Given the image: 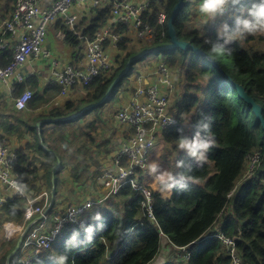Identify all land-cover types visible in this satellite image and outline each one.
I'll use <instances>...</instances> for the list:
<instances>
[{"label": "trees", "instance_id": "trees-1", "mask_svg": "<svg viewBox=\"0 0 264 264\" xmlns=\"http://www.w3.org/2000/svg\"><path fill=\"white\" fill-rule=\"evenodd\" d=\"M14 1L6 0L10 9ZM177 1H162L167 13L164 38L157 39L151 46H140L138 49H129L130 40L124 38L120 42V48L126 52L117 56L116 63L109 73L99 75L87 86L85 99L79 102L68 100L65 106L53 107L49 114L40 115L38 120L70 116L88 104L100 101L132 56L144 48L169 43L171 39L168 22ZM254 2L258 0L231 3L227 13L210 19L202 28L190 25V1H187L178 14L175 26L179 38L192 42L212 55L219 67L213 66L211 61L192 49L174 48L160 52L171 68L183 71L184 77L183 83L179 85L183 92L182 97L173 105L177 121L163 132L164 141L179 150L177 154L172 155V160H165L159 170L160 177L167 178L162 182V187L171 185L173 193L170 197H164L160 191L152 190L154 218L147 213L144 206L147 200L145 194L128 184L108 200L100 217L93 210L87 212L78 223H67L53 247L30 264H60L59 259L50 257L61 256L66 257L64 264H152L163 251L164 241L173 246V249H177L176 259L166 264H233L221 240L211 236L216 229L236 237L237 249L244 264H264V159L255 172L246 177L248 156L259 149L264 152V129L244 100L241 99L245 105L244 110L236 115L229 100L232 91L237 93L231 84L232 78L242 83L256 101L263 105L264 114V31L236 34L237 17L252 19L247 9ZM151 6L152 11L146 13L145 17L156 25L161 6L155 1ZM91 12V17L84 18L78 25V30L84 38H80L73 30L59 22L66 32L67 43L75 48L73 63L80 58L76 50L84 46L87 38H93L112 17L110 5L92 9ZM7 13L5 12L4 16ZM240 27L242 28V25ZM117 31L122 33L125 27L118 26ZM230 37L233 38L229 39ZM215 44H223L228 50L224 56L234 61L238 74L224 62L222 55L211 52ZM4 54L2 64L8 63L9 60L5 57L12 55L10 51ZM147 57L149 58L144 56L140 61ZM136 64H133L128 75L117 83L114 92L124 87L129 78L137 72ZM28 81L35 91L29 104L33 109L44 106L61 93V86L55 82H50L42 88L38 77H31ZM25 86L21 84L15 94L21 93ZM110 101L108 98L101 105L68 120H48L42 123L40 129L37 127V121L31 122L26 117L18 116L20 123L25 124L26 131L34 132L38 141L36 145L28 142L20 149L16 169L25 186L37 192L41 190L37 184L41 179L37 178L38 173L45 171L50 197L39 198L42 205L51 201V191L55 183L56 197L49 212L56 211L59 174L65 166V160L60 152L55 154L43 147L39 130L45 143L48 132L45 126L49 124L61 129L68 128L66 130L72 137L71 128L75 122L87 120L91 113L101 110ZM100 119L102 120L98 115L97 119L89 121L87 127H82L87 129L85 138L88 142L97 141L95 135L98 134ZM205 124L209 126L208 129L203 127ZM48 134H52V131ZM69 136L61 133L63 139ZM182 137L189 141L199 137L204 140L213 138L203 163H198L196 156L189 153L187 148L179 147ZM34 146L46 159L42 166L36 164L40 160L39 157L31 156ZM57 156H61L62 164L53 180L52 173L58 163ZM172 167L176 169L175 176L167 173ZM139 173V181L143 182L145 178L142 170ZM232 191L233 195L229 196ZM25 203L26 199L23 197H10L3 206L4 215L9 219H22ZM89 227L92 228L91 233L87 231ZM14 247L3 251L4 246H0V264H6L7 257ZM182 247H187L191 252L189 260L182 258ZM17 257L18 254L12 257L11 264H15Z\"/></svg>", "mask_w": 264, "mask_h": 264}, {"label": "built area", "instance_id": "built-area-1", "mask_svg": "<svg viewBox=\"0 0 264 264\" xmlns=\"http://www.w3.org/2000/svg\"><path fill=\"white\" fill-rule=\"evenodd\" d=\"M153 1L161 6L156 25L145 17L146 13L152 11ZM162 1L52 0L50 4H44L43 0H15L10 13L4 16L0 12V91L5 94L2 100L10 102L17 110L29 109L35 91L28 80L32 76H39V63L48 66L51 81L61 86V95H67L78 87L87 88L99 75L112 70L117 59L114 54L121 52L120 42L124 38L130 40L128 45L140 47L151 46L157 39L166 36L167 13ZM187 1L191 2L192 18L197 10L192 5L200 4L201 0ZM230 4L231 2L223 14L229 11ZM77 5L89 6L91 10L110 5L112 17L93 38H87L83 59L75 64L64 61L61 54L46 45V40L49 26L58 21L80 38H84L78 30L82 15L75 11ZM118 26H124L125 31L119 33ZM61 33L66 36L64 30ZM6 51H11L12 55L6 56L9 61L2 64ZM176 71L181 75L179 68H171L162 58L152 71H137L119 89L121 92H129L116 112L118 121L130 128L129 135L113 157L112 165L102 167L95 177L101 186V192L62 212L51 215L48 211L51 202L46 205L38 203L45 193L36 197L30 194L16 169L19 161L18 150L12 148L6 138L0 137V184L5 190L4 193L0 192V216L10 196L26 199L24 225L19 227L12 222L3 223L8 240L24 235L15 264H30L53 247L67 223H78L89 210L103 205L128 184L145 194L147 200L144 206L147 213L154 218L152 189L146 181L147 171L156 143L163 138L164 130L177 121L173 108L175 102H171L172 92L176 87ZM21 84L26 86L16 95ZM263 159L264 152L261 149L248 156L246 177L255 172ZM140 170L145 178L143 182L139 181ZM233 193L234 191L229 196ZM211 236L221 240L233 264H244L237 249L236 237L228 236L220 229L213 231ZM181 251L182 258L189 260L191 252L188 248L182 247Z\"/></svg>", "mask_w": 264, "mask_h": 264}, {"label": "crops", "instance_id": "crops-1", "mask_svg": "<svg viewBox=\"0 0 264 264\" xmlns=\"http://www.w3.org/2000/svg\"><path fill=\"white\" fill-rule=\"evenodd\" d=\"M51 2H52V0H43L44 4H50ZM198 6H199V4H195V3H194V6L192 5L193 9L198 7ZM12 7H13V2L11 3V9H10V7H8V5H7L6 0H0V12L3 15L5 14V12L10 13L12 11ZM75 11L77 13H79L80 15H82L80 23H82L84 18L89 17V16L91 17V13H92L91 12L92 10L90 9V7L89 6H85V5H83L81 7L79 5H77L75 7ZM194 14H196V16L198 15V9L194 11L193 15ZM192 19H193V17H192ZM59 22H61V21L55 22V23H53V24H51L49 26L48 35H50V34L53 35L52 33H54L55 39L52 38L54 40H50L48 43H47V40H46V45L48 47H50L53 51L58 52L59 54H61L62 57L64 58L63 59L64 61L67 60L69 62H73V59H74L73 58L74 57L73 51L75 50V48L73 46H71L69 43H67L66 37L61 33V31L63 29H62L61 24ZM128 46L130 47L129 49H131V48L138 49L139 48V46H137V45H132V46L128 45ZM60 48H65V51L64 50L61 51ZM76 51H77V54L80 56V58H79L78 61L75 62V64L80 63V61L83 59L84 46L79 48V49H77ZM124 52H126V50H124V51L121 50V52H119V53L115 52L114 55L116 57V56H119L121 53L124 54ZM160 59H162V56L156 57V58H154L152 60L146 59V60L140 61V62H138L136 64L135 70L138 71L139 73H142V72H145V71L150 72V71H152V69L154 67H156L157 62ZM182 73H183V71H182ZM182 73H181V76H182ZM175 76L180 80V82H182V78L180 79V74H179L178 71H176ZM32 77H35V76H32ZM36 77H38L39 83H40L42 88L47 86L50 82H52L51 78H50V75H49L48 66L45 65L44 63H39V76H36ZM148 79H150V77ZM179 80H178L177 84H180ZM118 90L114 94V100L110 101V102L113 101V103H111V104L115 105L116 112H117V109L119 108V106L122 104L123 101L126 100L128 94H129V92L126 91V90L124 92H121L120 90L119 91ZM87 92H88L87 88L78 87V88L72 90L67 95L59 94L51 102L45 104L44 106H42L40 108L33 109L32 107L29 106V109H27V110H17L11 104V109H13L15 111H18V112H23V113H25V112H35L38 116H40L42 114L43 115H47V114H49V111L53 107H55V106L63 107V106H65V103L68 100L75 101L73 98L77 94L85 93L86 96H87ZM4 96H5L4 91H0V104L6 102V101L2 100V97H4ZM75 102H79V101H75ZM110 102H108V103H110ZM103 108L101 110H99V114H100L101 118L103 116V114H101ZM20 116L24 117V118L26 117V116H22V115H20ZM97 117L95 119H97ZM38 118H36L37 124H38V122L40 120H44L43 122H46V121L52 119V118H40L38 120ZM113 119H114L113 132L115 131L116 141H114L113 139H111L109 137L107 138V142L108 143L113 140V145L112 146H108L106 151L104 153H101L100 156L98 157V159H96V157L93 156V159L95 161L94 164L90 163L87 160V158L85 160L84 157L78 156L76 152L74 153V152H71V151H67V152L71 153L70 158H71V160H73L75 162L74 163L67 162L68 161L67 160L64 163L65 166L63 167V170L59 174L60 185H59V193L57 195V204H56V208H55L56 211L52 215H54L56 213H59V212H62L63 210L67 209L68 207H70L72 205H77V204L85 201L88 198L94 197L97 193L101 192V186L97 183L95 177L100 172L102 167H104L106 165H112L113 157L116 155L117 151L120 149V147L122 146V144L124 143L125 139L127 138V136L129 135V132H130V128L124 126L123 124H121L118 121V119L116 118V113H115ZM83 120H81V121H83ZM86 121H88V120H86ZM102 122L103 123L104 122L107 123L104 117L102 118ZM75 124H77V123H75ZM49 125L50 126H49V129H48V132L52 131V134H48V132L46 133V142L47 143L44 142V144H42V145H43L44 148H47V149L51 148L54 151L53 153L56 154L57 152H60V150H61L52 141V139L54 137V133L57 130V126L51 125V124H49ZM100 125H101V123H100ZM21 126L24 127V128H20ZM37 127H38V125H37ZM13 128H11L12 130H10V131H5L0 126V137L6 138V140L11 145L12 148L18 150V152H19L20 149L24 148L28 142H32L34 145H36V142H37L36 139H35L36 142L33 141L34 137L36 138L35 133L34 132H27L26 129H25V124L24 123H20V121H19V122H17V126H15ZM40 128H41V126L38 127V129H40ZM78 128H80V126ZM59 129H61V128H59ZM62 129H65V128H62ZM66 129H68V128H66ZM71 130H72V128H71ZM18 131H20V134L22 136L19 135ZM61 133L63 134V132H61ZM66 136H69V134H67ZM39 138H40V141L42 143L40 130H39ZM64 138L66 139V137H64ZM67 138H71V136H69ZM161 139L164 140L163 138H161ZM198 140L202 141L204 139L202 137H199ZM207 140L210 141L209 144H211L213 142V138L212 137L207 139ZM90 143L94 144V145H99V144L101 145L102 140L99 139L95 143H92L90 141ZM166 145H168V144L166 143ZM87 148L88 149L86 150V154L89 153L90 155H92L91 152H89V151L92 150V147L89 146ZM61 155L64 158H66L63 154H61ZM154 155L155 154H153V156ZM31 156H33V157L37 156V157L40 158V160L38 162H36V164L38 166H42V163H44L46 161V159L42 156V154L39 153V150H37L36 146H34V148L32 149ZM153 156H152V164L155 161V158L153 159ZM80 157L83 158V159H81ZM58 158L61 159V164H62L61 156L60 157L57 156V160H58ZM88 159H90V158L88 157ZM205 160L206 159H204L200 163H203ZM164 162H165V160H164ZM197 162H198V160H197ZM61 164H60V166H61ZM57 165H58V163H57ZM74 166L76 168H74ZM64 169H66V171H64ZM72 169H76V170L72 171ZM62 173L64 175H66L65 178H68L67 180H63L62 179V177H63ZM73 174L74 175H76V174L82 175V178H84V179L82 181L75 180L76 177ZM149 174L151 175V165L150 164H149L148 171H147V177H148V178H146L147 184L150 186V188L152 190L160 191L164 197H170L172 195V193H173V189H172L171 185H168L167 187H162L163 186L162 182L165 179H167V178H161L160 175H159V171H158L159 178H155V179L149 178L150 177ZM174 175L175 174H172V176H174ZM79 177H81V176H79ZM37 178H41L40 180L37 181V184H38V186L41 187V190L38 191V192L34 191V190H29L30 194L32 196L36 197L38 195L40 196L41 194L45 193L46 195L44 197L49 198L50 197L49 196V189H48L47 180L45 179V178H47V177H45V171L44 170L39 171ZM52 179H53V173H52ZM174 179L178 180V178H174ZM0 192L1 193L5 192L4 187L1 184H0ZM51 193H52V191H51ZM7 195L10 196V194H7ZM70 197L72 199L71 201L69 199ZM51 198H52V196H51ZM109 199H107L104 202L103 205L98 206L96 208H93V209L89 210L88 212L95 210L97 212V213L95 212L97 214V216L100 217L103 214V211L106 208L105 205H106V203L108 202ZM50 214H51V212H50ZM5 222H12L15 226L22 227L24 225V219L23 218L22 219H18V220L9 219L8 217H6V215H4V213L2 214V216H0V246H4V250L3 251L7 250L8 248H10L12 246H16V243H17V241H18V239L20 237V236L16 237L15 240H8L7 237L5 236V230L3 228V223H5ZM163 244H164L163 245L164 249L168 248L167 251H171L172 252L173 246H170V244L167 241H164Z\"/></svg>", "mask_w": 264, "mask_h": 264}, {"label": "rangeland", "instance_id": "rangeland-1", "mask_svg": "<svg viewBox=\"0 0 264 264\" xmlns=\"http://www.w3.org/2000/svg\"><path fill=\"white\" fill-rule=\"evenodd\" d=\"M196 8L198 9V7H196ZM210 19H212V18H208V17H206L204 15H201L199 13V11H198V15L197 16H196V14L193 15V19H191L190 25H192V26L195 25V26H198L199 28H202V26H204V24L206 22H208ZM52 34L53 35H51V34L48 35L47 43L50 40H54L55 39L54 33H52ZM52 38H54V39H52ZM60 50L61 51H63V50L65 51V48H60ZM159 56H162V53H159V52L158 53H153L151 56H149V58L148 57L147 58H148V60H152V59H154L156 57H159ZM222 59L224 60V62L227 63V65L230 68H232L238 74V70H237V68H236V66L234 64V61L231 58H228L227 56L222 55ZM183 77H184L183 74H182V76L180 75V79L181 78L183 79ZM178 80L179 79L176 77V81H175L176 87H174L173 92H172V97H171V102L173 101L175 103L178 100L181 99L182 94H183L181 88L179 87V85H181V83H183V80H182V82L179 81L180 84H177ZM225 83L227 84L226 81H225ZM227 85L230 87L229 84H227ZM115 92L112 93V95L109 97L111 100H114ZM86 97L87 96H86L85 93H83V94L79 93L73 99L75 101H81L82 99H84ZM229 100L231 102V106H232V109H233V112L235 113V115L239 111L244 110V108H245L244 103L242 102V100L238 96V94L235 93L234 91L231 92V94L229 96ZM111 103H113V101L108 103L107 105H105L103 110H102V112H101V114H103L102 118L104 117L107 123H105V122L103 123L102 120H101L100 121L101 125L98 128V134L95 135L98 138L97 140H99V139L102 140L101 145L100 144L99 145H94V144H91L90 142H88L86 140V138H85V134H86L87 129H82V127H84V128H85V126L87 127V124L89 123L90 120H94L98 115L100 116V114H98L99 111H95V112L91 113L87 117L88 121H86L84 119L83 121L75 122L77 124H75L72 127L73 134H72L71 138L63 139L61 137V132H63L64 135H67L68 134L67 130L66 129L57 128V130L54 133V137H53L52 141L56 144L57 147H59L61 149L60 153L63 154L67 158V159L64 158L65 162L67 160H68L67 162H72V163L75 162V161L71 160V158H70L71 153L67 152V151H71V152H74V153L76 152L78 156L84 157L85 160L87 158V160L90 163L94 164L95 161L93 159V156H95L96 159H98L100 154L104 153L108 146H112L113 145V140L116 141L115 131L113 132V129H114V119H113V117H114V115L116 113V107H115V105H113ZM20 115L26 116V118H28L31 122L36 121V118L39 117L35 112H25V113H23V112H18V111H15V110L11 109V103L10 102H5V103H1L0 104V126L5 131H10V130H12L11 128L17 126V122H19L18 116H20ZM49 126L50 125H46L45 126L46 131H48ZM79 126H80V128H78ZM20 128H24V127L21 126ZM18 133H19V135H21L20 131H18ZM108 137L113 139L109 143L107 142V138ZM35 139H36V141H38L37 137L36 138L34 137L33 141H35ZM209 142H210L209 140H202V141L199 140V144L200 145H203V144L210 145ZM89 146L92 147V150L89 151V152H91L92 155H90L89 153L86 154V150L88 149L87 147H89ZM178 150H176V148H174V146H172L170 144L166 145L165 141L160 139L156 143V147H155V150H154V154L155 155L153 156V159L155 158V161H154L153 164H152V158H151V162H150L151 175L149 174V176H150L149 178H152V179L159 178L158 171L160 170V167L165 164L164 160H172V158H173L172 155L177 154ZM187 150H188L189 153L192 154V152L188 148H187ZM206 155H207V149H205L202 146L196 148L195 156H196V160H198V163H200L204 159H206L205 158ZM87 156L90 159H88ZM81 159H83V158H81ZM74 168H76V167L74 166ZM153 168L155 169V171H153ZM73 170L75 171L76 169H72V171ZM64 171H66V169H64ZM175 171H176V169L172 167V168H169V170H167V173H168V175L169 174L172 175V174H175ZM62 176H63L62 177L63 180H67L68 179V178H65L66 175L63 174ZM74 176L76 177L75 180L82 181L84 179V178H82V175L76 174ZM79 176H81V177H79ZM69 199H70V201L72 200L71 197ZM52 214L53 213L51 212V215ZM167 249L168 248L163 249V251H161V253H160V256H158V258L152 264H166V263H169L171 261H174V259H176L175 255L177 253L176 252L177 249H175V248L173 249L172 248V252L171 251H167Z\"/></svg>", "mask_w": 264, "mask_h": 264}, {"label": "water", "instance_id": "water-1", "mask_svg": "<svg viewBox=\"0 0 264 264\" xmlns=\"http://www.w3.org/2000/svg\"><path fill=\"white\" fill-rule=\"evenodd\" d=\"M187 0H178L173 11L172 14L170 16L169 22H168V27H169V35H170V39L171 41L169 43H165L163 45H157V46H152V47H148V48H144L143 50H141L138 54L132 56L127 64L125 69L113 80V82L110 84V86L108 87L105 95L103 96V98L95 103H91L88 104L87 106H85L83 109H81L80 111H78L75 114H72L70 116H66L63 118H52L51 120L55 121V120H68L74 117H77L81 114H83L84 112L95 108L99 105H101L102 103L106 102V100L112 95V93L114 92L115 86L117 85V83L119 81H121L122 78H124L125 76L128 75V73L130 72V69L132 67L133 64H136L138 61L141 60V58H143L144 56H150L153 53H160L166 50H171L174 48H181L183 50H188V49H192L193 51H195L198 54H202L204 57L209 56L210 54L206 53L204 50H202L199 46H196L195 44H193L192 42L188 41V40H183L180 39L177 33V29L175 26V20L178 16V14L182 11V9L186 6ZM212 56V55H210ZM213 57V56H212ZM211 63L213 66L215 67H219V63L217 62V60H215V58L213 57V59L211 60ZM231 84L233 86V88L237 91L238 96L244 100L251 108L252 111L254 112V114L256 115L257 119L260 120L262 128L264 129V114H263V105L259 102L256 101V99L249 93V91L247 90V88L240 82L233 80L232 78H230ZM44 120H40L38 122V127L41 126V124L43 123ZM42 144H44V142L42 141ZM50 151L54 152L51 148H49ZM61 164V159L58 158V165L56 166V168L53 171V180H55V176L56 173L60 167ZM56 193V185L55 183L53 184V188H52V198H51V204L48 207V211L50 209V207L52 206L54 200H55V195ZM24 240V235H21L16 243L15 248L11 251V253L8 255L7 260H6V264H11V259L12 257H14L18 251L20 250V247L23 243Z\"/></svg>", "mask_w": 264, "mask_h": 264}, {"label": "clouds", "instance_id": "clouds-1", "mask_svg": "<svg viewBox=\"0 0 264 264\" xmlns=\"http://www.w3.org/2000/svg\"><path fill=\"white\" fill-rule=\"evenodd\" d=\"M232 4H239L240 0H201L198 11L201 15H204L208 18H214L217 15H222L225 11L226 6L229 3ZM248 14L252 19H241L240 17H237V33L240 35H243L245 32L247 33H254L256 31H264V0H258V2H254L250 8L247 9ZM242 25V28L240 27ZM235 35V34H234ZM233 37H230L229 39H232ZM227 43V41H226ZM228 51L223 44H215L213 45L211 52L216 53L218 55H224L225 52ZM207 60L211 61L213 59L212 56H206ZM205 129H208V125H203ZM199 136V133H197V137ZM204 147L207 149L209 147L208 144H199V140H193L189 141L187 138H181L179 140V147L180 148H188L193 155L196 154V148L197 147ZM153 171L155 169L153 168ZM99 218V217H97ZM102 226V225H101ZM89 233L92 232V228L89 227L87 229ZM90 238V237H89ZM51 259H59L60 264H64L66 257H50Z\"/></svg>", "mask_w": 264, "mask_h": 264}]
</instances>
